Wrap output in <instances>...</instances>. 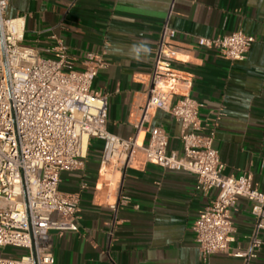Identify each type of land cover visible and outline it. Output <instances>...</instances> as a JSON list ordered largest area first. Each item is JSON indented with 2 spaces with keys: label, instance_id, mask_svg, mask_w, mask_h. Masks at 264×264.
<instances>
[{
  "label": "crops",
  "instance_id": "1",
  "mask_svg": "<svg viewBox=\"0 0 264 264\" xmlns=\"http://www.w3.org/2000/svg\"><path fill=\"white\" fill-rule=\"evenodd\" d=\"M169 14L175 29V68L189 79L199 101L203 126L215 123L213 146L226 174L250 172L264 190V0H9L6 17L20 18L22 44L51 54L50 34L61 37L74 67L86 53L100 56L92 87L107 95L106 129L145 147L150 128L161 126L168 150L181 151V126L169 113L147 107L152 58ZM241 30L255 40L242 60H228L197 38ZM141 122L140 128L136 126ZM102 142L88 141L83 167L63 171L59 188L78 196L76 231L52 232L54 264H264L262 244L254 257H239L254 231L250 202L239 198L231 213L234 242L227 253L203 259L192 225L217 194L194 189V175L147 163L142 151L133 161L100 165ZM1 204V200H0ZM12 247L0 254H17Z\"/></svg>",
  "mask_w": 264,
  "mask_h": 264
},
{
  "label": "built area",
  "instance_id": "2",
  "mask_svg": "<svg viewBox=\"0 0 264 264\" xmlns=\"http://www.w3.org/2000/svg\"><path fill=\"white\" fill-rule=\"evenodd\" d=\"M9 0H0V248L12 247L17 254H0V264H54L52 232L76 231L78 196L59 188L63 171L83 167L88 141L102 142L100 165L133 161L139 150L147 163L163 169L194 175V189L217 194L203 207L192 230L200 256L207 259L227 253L234 242L231 213L239 198L250 202L254 231L248 248L235 256L254 257L264 230V190L258 189L250 172L226 174L213 146L215 123L203 126L200 103L191 86L175 68L176 47L169 41V12L160 29L152 58L147 107L161 109L179 121L181 151L168 150V135L161 126L150 128L145 147L138 137L116 136L107 131V95L92 87L105 61L86 53L84 68L74 67L61 37L50 34L51 54L23 45L20 18L6 17ZM255 38L241 30L197 38V46L214 49L221 57L242 60ZM264 124V116L262 119ZM141 122L136 126L138 130Z\"/></svg>",
  "mask_w": 264,
  "mask_h": 264
}]
</instances>
